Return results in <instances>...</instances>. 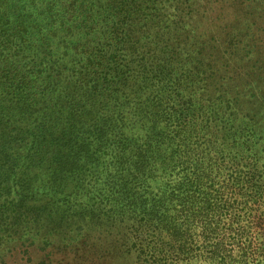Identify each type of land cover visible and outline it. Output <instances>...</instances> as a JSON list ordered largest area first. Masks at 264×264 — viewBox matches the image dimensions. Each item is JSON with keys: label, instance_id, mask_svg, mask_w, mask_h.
Returning <instances> with one entry per match:
<instances>
[{"label": "trees", "instance_id": "16d2710c", "mask_svg": "<svg viewBox=\"0 0 264 264\" xmlns=\"http://www.w3.org/2000/svg\"><path fill=\"white\" fill-rule=\"evenodd\" d=\"M0 264H264V0H0Z\"/></svg>", "mask_w": 264, "mask_h": 264}]
</instances>
